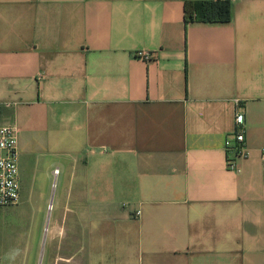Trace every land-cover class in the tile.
Here are the masks:
<instances>
[{
	"label": "crops",
	"instance_id": "obj_1",
	"mask_svg": "<svg viewBox=\"0 0 264 264\" xmlns=\"http://www.w3.org/2000/svg\"><path fill=\"white\" fill-rule=\"evenodd\" d=\"M187 1L0 0L31 264L43 235L44 264H264V0L227 24L187 23Z\"/></svg>",
	"mask_w": 264,
	"mask_h": 264
},
{
	"label": "built area",
	"instance_id": "obj_2",
	"mask_svg": "<svg viewBox=\"0 0 264 264\" xmlns=\"http://www.w3.org/2000/svg\"><path fill=\"white\" fill-rule=\"evenodd\" d=\"M135 57L145 62L156 59L153 53L142 51L135 53ZM225 150L228 169L240 173L239 161L249 156L245 140V116L241 113H237L235 117V129L226 139ZM58 172L55 171L56 174ZM20 190L16 129L3 126L0 127V208L18 206L21 200ZM136 215L139 216L140 213Z\"/></svg>",
	"mask_w": 264,
	"mask_h": 264
},
{
	"label": "rangeland",
	"instance_id": "obj_3",
	"mask_svg": "<svg viewBox=\"0 0 264 264\" xmlns=\"http://www.w3.org/2000/svg\"><path fill=\"white\" fill-rule=\"evenodd\" d=\"M31 209H0V261L2 264H31ZM44 235L37 264H44Z\"/></svg>",
	"mask_w": 264,
	"mask_h": 264
},
{
	"label": "trees",
	"instance_id": "obj_4",
	"mask_svg": "<svg viewBox=\"0 0 264 264\" xmlns=\"http://www.w3.org/2000/svg\"><path fill=\"white\" fill-rule=\"evenodd\" d=\"M184 12L187 23L227 24L232 18L231 0L187 1Z\"/></svg>",
	"mask_w": 264,
	"mask_h": 264
}]
</instances>
